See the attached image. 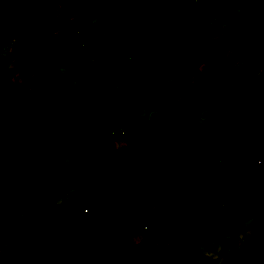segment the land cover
<instances>
[{
  "label": "rangeland",
  "instance_id": "1",
  "mask_svg": "<svg viewBox=\"0 0 264 264\" xmlns=\"http://www.w3.org/2000/svg\"><path fill=\"white\" fill-rule=\"evenodd\" d=\"M20 1L10 4L6 10L26 8L38 0ZM94 1L84 0L88 4ZM239 2L241 5H236L203 30L199 44H187L184 41L188 30L175 12H167L159 19H154L148 30L135 35L115 31L111 22L95 23L93 30L89 28L86 31L85 39L88 43L76 44L69 50L67 63L59 66L58 71L49 72V82L55 91L65 94L69 85L78 82L83 62L92 64L102 58V65L89 80L86 96L69 107L73 115L79 114L86 119L107 103L110 88L120 75L122 63L139 56L143 51L142 43L153 33H165L167 36L176 34L180 42L171 49L172 53H177L176 56L162 70L165 80L162 91L150 101H144V108L136 112L133 131L118 133L109 124L102 129L90 155L81 154L75 161L67 157L58 165L55 174L47 175L44 191H50L49 193L44 192L37 198L35 190L26 191L18 203L5 210V216H9L19 209L28 210L30 203L34 202L47 205L46 207L60 205L42 223L26 229L23 235L0 238V264H57L68 253H82L93 245V240H76L80 233H105L110 229L121 232L120 221L125 225L136 221L137 213L132 217H122L111 214L109 209L126 206L130 212L127 203L133 198H138V202H141L140 196L151 200L155 191L160 193L162 199L172 197L175 190L170 189L168 180L163 181L154 174L155 165L163 163V159L171 156L178 159L182 156L189 172L200 173L202 160L194 162L196 156L190 154L191 149L205 151L210 143L221 141L222 148L238 152L242 148L241 139H248V144L253 141L252 135L257 129L249 118L254 108L239 94L249 92L256 105L264 102V84H260L243 58L247 36L256 26H264V0ZM214 12L215 9L208 12L209 18L213 17ZM82 16L83 10H73L70 21L64 23L58 31L61 42L47 54L48 62L60 55L64 43L77 38L78 31L71 21L81 25L84 23ZM195 16L196 9L192 6L188 17ZM86 19L90 20L88 16ZM240 20L247 27H237ZM7 55V60L0 61V80L5 75L15 73L18 65L17 58L11 53ZM169 56L168 51H163L159 53L158 59L165 61ZM260 60L264 69V51ZM204 74H210L211 77L202 83L201 93L187 108V111L192 112L191 120L180 114L176 122L167 124L163 121L166 112L162 108L171 105L174 95L180 98L186 91H190L195 79ZM218 78L225 81L224 86L219 85ZM255 88L262 91L260 96L256 95ZM49 101L50 97H46L44 105ZM83 101L87 110L82 106ZM12 109L13 107H9L7 113ZM6 117L5 110L0 109V133ZM75 121L80 123L77 118ZM186 125V133L179 134ZM259 125L264 130V117ZM170 126L175 127V132L170 130ZM183 143L186 147L177 151ZM260 153L257 151L255 155L242 160L212 165L206 180L201 184H194L188 198L178 207L167 209L161 216H149L146 221L153 227L147 240L141 229L131 232L127 238L130 243L144 242L145 245L135 264H140L141 259L154 258L156 252L161 256L168 253L169 247L174 243L171 231L174 227H181L184 213L197 208L206 211L216 193L228 189L245 191L248 183L255 177V172L262 166ZM29 156L28 149L15 134L0 137V198L14 193L18 185L25 183L33 175L18 172L10 165L14 158L28 159ZM96 172L118 179L137 174V178L127 184L129 194L126 199L115 197L113 191L106 186L90 188L80 193ZM259 191L262 205L251 206L249 201L225 205L223 216H216L217 222H210L202 232L198 242V257L189 264H248L264 256V183L260 185ZM66 247L70 251L65 254L63 249ZM127 264H132V261Z\"/></svg>",
  "mask_w": 264,
  "mask_h": 264
},
{
  "label": "trees",
  "instance_id": "2",
  "mask_svg": "<svg viewBox=\"0 0 264 264\" xmlns=\"http://www.w3.org/2000/svg\"><path fill=\"white\" fill-rule=\"evenodd\" d=\"M15 1L21 2L0 0V61L7 60L8 53L18 60L15 73L5 75L0 80V109L5 110L7 114L1 125L0 137L13 133L23 142L30 154L29 158H14L10 165L18 172L33 175L29 176L25 183L18 185L14 193L0 198L1 239L23 235L30 226H37L51 211L60 208V205L56 204L46 207L47 205H38L34 202L30 203L28 210L19 209L16 213L5 216V210L18 203L26 191L35 190L37 198L43 195L47 186V175L55 174L58 165L67 157L75 161L81 154L90 155L96 147L102 129L109 124H112L118 133L127 134L134 130L136 112L142 110L145 102L162 91L165 81L162 70L165 64L176 56L177 53H172L171 49L180 42L175 33L173 36L153 33L142 43L143 51L139 56L122 63L120 75L110 88L107 103L101 105L98 112L92 113L90 118L86 119L79 114L73 115L69 107L86 96L89 91V80L102 65V58L92 64L83 62L78 82L69 85L70 88L65 94L55 91L49 82V72L58 71L59 66L67 63L69 50L76 44L88 43L85 35L89 28L93 30L95 23L111 22L115 31L135 35L145 29L148 30L154 19H159L167 12H175L184 22V28L188 30L184 41L187 44L193 42L199 44V37L205 28L236 5H241L239 0H95L91 4L84 0H38L29 7L7 11V7ZM192 6L196 9V16L188 17ZM75 8L83 10L81 19L84 22L79 25L71 21L78 31L77 38L64 43L60 55L52 62H48L47 54L61 42L59 29L70 21V15ZM212 9H215V12L213 17L209 18L208 12ZM86 16L90 20H87ZM236 26L247 27L243 20L238 21ZM163 51H168L170 56L165 61H160L158 55ZM263 51L264 26H256L246 38L243 58L261 85L264 84V69L260 60ZM260 69H263L262 72ZM210 77V74L197 77L190 91H186L180 98L174 95L171 105L162 108L166 112L163 121L167 124L176 122L180 114L191 120L192 112L187 111V108L201 93L202 83ZM218 81L219 85L224 86L223 79L218 78ZM261 92L256 89L257 96H260ZM239 95L254 108L249 119L255 123L257 130L252 135L251 143L248 144L246 138L241 139L242 148L238 152L222 148L221 141L210 143L205 151L191 149L190 154L196 156L194 162L202 160L200 173L189 172L182 156L178 159L174 156L163 159V163L155 165L154 174L163 181L168 180L170 189L175 190L170 199H162L160 193L155 191L151 200L140 196L141 202H138V198H133L131 202L127 201L130 212L126 206L121 209H109L108 212L111 214L122 217L126 215L132 217L137 213L136 221L129 225L120 221L121 232L110 229L105 233H80L76 240H93V245L82 253L69 254V247L64 248V253L68 255L66 258H60L57 264H127L130 261L135 264L139 252L145 245L144 242L141 244L128 242L127 238L131 232L141 229L147 240L148 233L153 227L151 223H147V218L161 216L167 209L178 207L188 198L194 184H201L206 180L212 165L242 160L255 155L257 151L261 152L262 166L255 172V177L248 183L245 191L228 189L216 193L207 205L206 211L197 208L184 213L181 227H174L171 231L174 243L169 247L168 253L161 256L156 252L154 258L141 259L139 263L189 264L198 257V242L202 232L210 222H217L216 216H223L226 204L236 205L249 201L251 206L262 205L259 188L264 183V130L259 123L264 117V102L260 105L254 104V97L249 92ZM46 97H50V101L44 105ZM82 106L87 110L84 101ZM9 107L13 109L7 113ZM76 118L80 123L75 121ZM187 128L188 125L180 130L179 134L186 133ZM170 130L175 132L176 129L170 126ZM184 147L185 143L181 144L177 151ZM133 178H137V174L118 179L109 174L96 172L80 193L90 188L106 186L113 191L115 197L126 199L129 194L126 186ZM262 262L264 256L248 264Z\"/></svg>",
  "mask_w": 264,
  "mask_h": 264
}]
</instances>
